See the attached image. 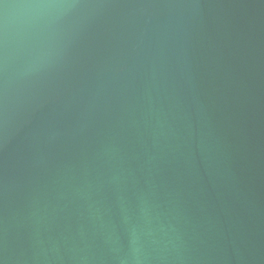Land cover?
I'll return each mask as SVG.
<instances>
[{
	"label": "water",
	"instance_id": "1",
	"mask_svg": "<svg viewBox=\"0 0 264 264\" xmlns=\"http://www.w3.org/2000/svg\"><path fill=\"white\" fill-rule=\"evenodd\" d=\"M0 264H264V0H0Z\"/></svg>",
	"mask_w": 264,
	"mask_h": 264
}]
</instances>
